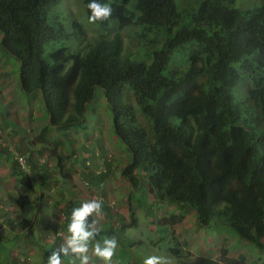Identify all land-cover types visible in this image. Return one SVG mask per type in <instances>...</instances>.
Segmentation results:
<instances>
[{"label": "trees", "instance_id": "trees-1", "mask_svg": "<svg viewBox=\"0 0 264 264\" xmlns=\"http://www.w3.org/2000/svg\"><path fill=\"white\" fill-rule=\"evenodd\" d=\"M64 1L0 0L1 47L20 63L22 92L42 95L49 126L67 133L82 127L101 89L114 133L130 155L120 175L139 193L135 199L153 214L149 194L188 207L201 229L223 222L264 252V0H180L179 6L177 0H99L113 13L97 24L120 29L77 52L58 47L72 38L86 41L78 21L70 29L60 17L68 13ZM89 2L82 0L87 16ZM127 28L136 29L139 54L124 53L121 30ZM12 129L25 143V131ZM0 149L12 174L30 166L49 182L28 146L18 148L20 155ZM50 153L69 179L64 155ZM72 203L65 202L68 224ZM179 219L173 214L158 224L169 233ZM167 251L181 258L178 247ZM223 255L225 264H238L226 250ZM182 264L219 262L199 256Z\"/></svg>", "mask_w": 264, "mask_h": 264}, {"label": "rangeland", "instance_id": "rangeland-1", "mask_svg": "<svg viewBox=\"0 0 264 264\" xmlns=\"http://www.w3.org/2000/svg\"><path fill=\"white\" fill-rule=\"evenodd\" d=\"M180 3V0H177L178 6ZM61 9L68 12L60 16L66 26L71 29L73 21H78L85 31L86 41L81 44L72 38L59 42L58 47L66 46L71 51L77 52L81 47L84 48L87 42L95 41L100 36L110 37L120 29L112 25L103 28L97 23L90 24L82 0H65ZM55 12H52L50 19L53 18ZM135 30L132 28L121 30L125 43L124 53L127 56L140 53L141 43L135 35ZM1 39L2 33L0 32V42ZM140 117L142 119V116ZM4 127H7V130L12 127L17 130L24 129V135L27 137L25 144L29 147L31 156L53 160L50 151L55 149L64 155L66 170L67 165L71 166V163L77 159L81 162V171L88 180H80L79 168L77 170L71 168L73 171L70 173L74 177L72 180L70 178L65 180L62 176L50 178L55 193L47 190L50 188V181L47 184L48 188L41 185L44 196L39 198L40 213L30 229L24 223L25 220L27 223L28 217H23V215L30 213L29 216L32 217L37 213L36 210L33 211L35 207L31 206V209L28 207L29 213L27 210L22 211L24 206L13 203L9 195L12 193L21 199L23 193L27 196L26 198L37 200L34 196L36 191L32 193L31 189H28L31 193H27L25 187L18 185L17 182L20 179L4 182V187L0 186V264H47L50 252L64 243L69 235L68 219H65L68 215L65 211L67 207L64 203L69 202L70 196L77 201L75 191L71 189L77 188L85 201L95 198H92L94 193L87 188L96 186L95 176L93 178L92 174L98 175L96 170H93L95 163L99 164L98 159L102 162L100 169L107 170L105 181L107 187L105 189L102 184L100 185L105 189L103 197L101 196L104 200L105 215L98 218L97 227L101 229V237L115 235L119 241L113 264H143L145 258L153 255L167 258L169 264H182L184 260H193L199 256L209 257L219 264H225L223 262L225 261L224 250L228 252V258L237 260L238 264H264V252L257 251L253 245L240 238L223 222L213 223L209 230L201 229L193 210L188 207L179 208L168 200L160 201L151 194L148 195L147 204L153 207L155 213H149L146 206L135 199L140 196L139 193L132 190L129 183L119 173L121 168L130 161V155L127 149H122L123 144L115 137L111 112L104 99L103 91L97 90L96 100L88 106L86 122L82 127L75 126L69 129V133L56 130L49 126L42 95L40 93L28 95L22 92L20 63L0 44V146L5 143V147H9L13 153L20 155L18 152L20 138L13 133L8 135L3 132V130L6 131ZM46 128V134H42ZM102 145L107 146V149H103ZM4 153L7 155V151ZM53 158L55 163L57 158ZM57 167L59 168L58 163L53 168L56 170ZM8 173L5 166L0 165V181L7 178ZM43 181L42 178H35L36 184ZM73 183L76 184L75 187ZM79 184L81 186H78ZM13 187L16 190L9 191L13 190ZM132 211L133 215H131ZM173 214L180 216V219L167 233L164 230L165 226L161 227L158 221ZM132 216L137 222L135 227L130 225L133 220ZM89 220L91 221L92 217H89ZM123 223L127 224L126 231L120 229ZM217 224L220 225L218 229H216ZM136 241L144 244L134 246ZM95 242H92L90 249L94 247ZM168 246L178 247L181 251V258H176L169 253ZM89 255L92 256L91 264H103L92 255L91 251ZM241 257H244L245 261ZM72 259V257H63L62 264H72Z\"/></svg>", "mask_w": 264, "mask_h": 264}, {"label": "clouds", "instance_id": "clouds-1", "mask_svg": "<svg viewBox=\"0 0 264 264\" xmlns=\"http://www.w3.org/2000/svg\"><path fill=\"white\" fill-rule=\"evenodd\" d=\"M90 11L88 22L95 24L111 18L113 9L109 4H102L99 0H90L87 4ZM104 216L103 202L95 198L85 201L78 208L73 209L68 224V237L58 248L52 250L47 258V264H62L63 257H72V264H91L90 251L103 264H113V257L119 248V241L115 235L101 237V229L97 227L98 218ZM89 217L92 220L89 221ZM98 237H101L98 239ZM96 241L94 247L90 245ZM143 264H169L167 258L149 256Z\"/></svg>", "mask_w": 264, "mask_h": 264}, {"label": "crops", "instance_id": "crops-1", "mask_svg": "<svg viewBox=\"0 0 264 264\" xmlns=\"http://www.w3.org/2000/svg\"><path fill=\"white\" fill-rule=\"evenodd\" d=\"M24 130V129H23ZM12 131H15V130H13V129H9V130H7V128H6V131L5 130H3V132H6L8 135H10L11 133H12ZM94 132H96V131H94ZM88 136V135H87ZM116 137V136H115ZM119 142V141H118ZM3 146L2 147H5L6 145H5V143L4 144H2ZM25 146H27L24 142L23 143H20V147H25ZM122 147V149H126L125 148V146L123 147V145L121 146ZM102 148L103 149H107V146H103L102 145ZM10 151H12L11 149H10ZM15 154H17V153H15ZM34 158V160H37V164H39L40 166H41V169L42 170H44V168H46L47 170H48V173L46 172V173H44V174H46L48 177H61V173H60V171H59V168L57 167V169L55 170L53 167H56L57 166V160H56V162L54 163V158L53 157H51L53 160H44V159H42V158H36L35 156H33ZM98 159V158H97ZM74 160V159H73ZM98 162H99V164L97 165L96 163H95V166H94V168H93V170H96V172H97V174L98 175H96V174H92V177L94 178V176H95V182H96V180L97 181H101V179H102V183H103V186L105 187V189H106V187H107V184H106V180H107V170H105V172H104V169L102 170V169H100V166H101V164H102V162L100 161V159H98L97 160ZM72 162V161H71ZM106 163H107V161H106ZM11 163H10V159H9V157L7 156V155H5L4 157H2L1 155H0V165H2V166H5V169L7 170V172H9L8 173V176H7V178L5 177V179L4 180H6V181H4V180H2V181H0V183H1V187H4V182L5 183H7L9 180L11 181L12 179H20L19 180V182H17L18 183V185H22V187H25V189H26V191H27V193H31V191H32V193H33V191H36V193H34V196H36V198H37V200L35 199V198H33V200H30V199H28V198H26L27 196H24L23 195V193H22V198L21 199H18L17 200V204H22L24 207H23V209H22V211H25V210H27V212L29 213V209H28V207L30 208L31 206H34L35 208L33 209V211H37V213H35L32 217L31 216H29L30 215V213L29 214H24L23 215V217H28V220H27V223H26V220L24 221V223H25V225H27V227L30 229L34 224H35V222H36V220H37V217H38V215H39V213H40V207H41V204H40V196H41V194H42V187H40V185H44V186H46L47 188H48V186H47V184H49V182H47L46 180H48V179H45V181H44V184H43V182H41V183H39V184H36V182H35V178H37V179H39L40 177L39 176H36L35 177V175L33 174V172H32V168L30 167V166H28V167H26V170H25V172L24 173H21L22 175L20 176V175H14V174H12V170H11V165H10ZM71 168H74L75 170H77L78 168H79V170H80V173H79V175H80V180H83V181H86V180H88V179H86L85 178V175H83V171H81V162L80 161H77V159L76 160H74L72 163H71V166H68L67 165V172L70 174V179L72 180L74 177H72V174L70 173L71 171H73ZM122 168H124V166L122 167ZM122 168H121V170H122ZM121 170L119 171V173H121ZM10 172H11V174H10ZM45 172V171H44ZM104 172V173H103ZM89 173V172H88ZM24 174V175H23ZM5 175V174H4ZM27 175V178H30V180H31V182H32V185L31 186H26V177H24V176H26ZM101 175V176H100ZM44 176V175H43ZM103 177V178H102ZM77 179V178H76ZM105 179V180H104ZM49 181H51L52 182V179H49ZM75 183H77V182H75ZM52 184V183H51ZM16 185V184H15ZM76 185V184H75ZM75 185H74V183H73V187H75ZM78 186H81V184H79ZM31 187V188H30ZM87 188V187H86ZM31 189V191H29V190ZM56 189H57V187H56ZM87 189H90V192H92V193H94V195L92 196V198L93 197H95V199H97V200H100V201H104L103 200V194H104V188H102V187H100V186H94L93 185V187H88ZM16 190V188L14 189V187H13V190H9V191H15ZM47 190H51V192H53V193H55V190H54V188H53V185H50V188L49 189H47ZM72 191H75V194H76V199H77V201L75 200V199H73V198H71V196H70V200L69 201H73V203L72 204H74L75 206H73L72 205V207H76V208H78V207H80L81 205H82V203H84L85 202V200H83L84 198L78 193V189L77 188H74V190L73 189H71ZM21 191H22V188H21ZM44 192V191H43ZM48 193H49V191H47ZM84 193H86V191H83ZM88 193V192H87ZM12 194V193H11ZM26 195V194H25ZM102 196V197H101ZM90 197V196H89ZM66 201H68V200H66ZM64 205H65V203H64ZM31 209V208H30ZM75 209V208H74ZM103 210H104V204H103ZM21 211V212H22ZM105 215V214H104ZM24 219V218H23ZM89 219V218H88ZM67 220V219H66ZM31 221V222H30ZM30 223V224H29ZM29 224V225H28ZM25 231V230H24Z\"/></svg>", "mask_w": 264, "mask_h": 264}, {"label": "built area", "instance_id": "built-area-1", "mask_svg": "<svg viewBox=\"0 0 264 264\" xmlns=\"http://www.w3.org/2000/svg\"><path fill=\"white\" fill-rule=\"evenodd\" d=\"M19 161H20V163L22 164V166H24V165H25V161H24V159H23V158H19Z\"/></svg>", "mask_w": 264, "mask_h": 264}]
</instances>
